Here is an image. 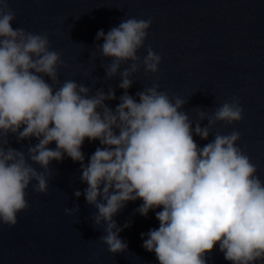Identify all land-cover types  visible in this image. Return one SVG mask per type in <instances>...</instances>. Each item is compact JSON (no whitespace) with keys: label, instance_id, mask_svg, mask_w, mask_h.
Returning <instances> with one entry per match:
<instances>
[{"label":"clouds","instance_id":"9594fccd","mask_svg":"<svg viewBox=\"0 0 264 264\" xmlns=\"http://www.w3.org/2000/svg\"><path fill=\"white\" fill-rule=\"evenodd\" d=\"M15 20L9 0H0V224L16 227L18 214L30 208V186L48 195L51 162H62L66 155L81 165L87 185L83 195L97 210L94 226L103 229L99 239L113 255L128 251L114 217L139 200V215L155 211L159 221L158 228L141 234L144 249L159 264H207L217 246L229 264H264V181L246 149L238 147L240 132H217L203 147L193 136L208 141L218 122L241 123L244 109L238 96L211 115L196 108L194 129L182 111L188 101L161 91L158 82L137 92V102L128 94L133 76L141 64L146 73L157 75L162 57L147 47L141 60L138 53L153 21L128 17L96 37L103 41L97 50L111 60L103 65L107 79L121 77L124 95L113 110L105 103L117 99L113 89L93 95L84 84L61 82L60 69L66 65L51 50L48 33L13 28ZM204 120L206 127L201 126ZM10 134L17 142H38L26 152L16 150ZM86 140L103 146L87 163L82 152ZM53 143L55 149L49 147ZM74 194L81 196L78 190ZM64 211L71 217L80 208Z\"/></svg>","mask_w":264,"mask_h":264},{"label":"water","instance_id":"95a60500","mask_svg":"<svg viewBox=\"0 0 264 264\" xmlns=\"http://www.w3.org/2000/svg\"><path fill=\"white\" fill-rule=\"evenodd\" d=\"M9 5L16 14L13 28L48 33L51 50L59 52L66 65L60 69L61 82L84 84L93 95L101 88L105 94L113 89L117 99L105 102L113 110L124 90L119 87V75L107 79L103 65L111 60L97 50L103 44L96 39L97 33H107L128 17L151 18L145 48L138 55L142 60L151 47L162 57L160 71L154 76L141 64L128 94L139 102L136 93L158 82L161 91L188 101L182 111L193 120V129L196 108L211 115L225 100L238 96L244 109L241 123L218 122L208 141L194 132L193 136L203 147L217 132L239 131L238 147L246 149L264 181V0H9ZM207 124V120L201 122L202 127ZM9 142L26 152L30 143L38 141L17 142L10 134ZM99 147L103 146L98 140L85 141V163ZM50 167L53 178L48 195L37 194L30 186V208L18 214L16 227L0 224V264H159L155 254L144 249L141 236L159 227L155 211L147 217L139 215L136 210L143 202L138 200L114 217L123 229L120 238L128 251L113 255L99 239L103 229L94 226L97 210L83 195L87 185L81 180L80 163L65 155ZM77 190L80 198L74 194ZM76 205L78 215L65 214L66 207ZM207 264L229 262L217 246Z\"/></svg>","mask_w":264,"mask_h":264}]
</instances>
